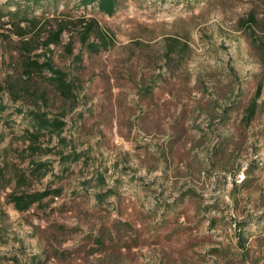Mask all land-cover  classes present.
<instances>
[{
    "label": "rangeland",
    "instance_id": "374dc122",
    "mask_svg": "<svg viewBox=\"0 0 264 264\" xmlns=\"http://www.w3.org/2000/svg\"><path fill=\"white\" fill-rule=\"evenodd\" d=\"M117 2L0 0V264H264V0ZM83 18L107 49L83 45ZM65 20L34 53L71 98L21 53ZM34 110L65 126L31 146ZM46 188L26 211L9 198Z\"/></svg>",
    "mask_w": 264,
    "mask_h": 264
},
{
    "label": "trees",
    "instance_id": "16d2710c",
    "mask_svg": "<svg viewBox=\"0 0 264 264\" xmlns=\"http://www.w3.org/2000/svg\"><path fill=\"white\" fill-rule=\"evenodd\" d=\"M86 4L92 3V2H98L99 9L109 15H114L117 10L118 2L117 0H84ZM250 20H255L254 15H251ZM81 24L83 25V32L81 39L83 41V45L92 52H99L102 49H107L109 44V37L105 35V32L100 27L99 23L96 19L91 18H83L80 20ZM17 27L20 29L18 33L21 36H27L30 33L35 32L38 29V23L36 20H30L29 26H21L20 24H16ZM28 27V28H27ZM69 27V21H61L57 28L50 29L48 32V35L46 36L45 40L42 42L41 45H34L32 44V41L30 40H24L22 44L23 51V72L26 77H31L36 72H41L44 69L49 70L52 75L54 82L58 88V90L61 92V94L66 98H71L74 96L75 91V85L74 82H71L67 79V74L65 71L55 67V65L52 63V60L50 58H46L45 60H41L42 54L41 53H34L37 49H40V47H44L45 49L49 50L51 49L52 45H57L61 41V37L64 32L68 30ZM34 31H29V30ZM92 33H96L98 41H92L89 42V39L92 35ZM41 34V33H40ZM33 39H35L34 36H32ZM176 41H179L176 39ZM258 47L262 50L264 54V42H261L258 44ZM67 49L69 52H73L72 44L67 45ZM262 84H259L255 96L251 100L250 104L246 108V114L244 117V121L247 124H250L255 115L258 112L259 108V99L262 95ZM32 117L35 121V130L28 132L29 134V140L31 141V146H34L35 142H39L40 138L43 135L50 134V136H53L54 133H56L57 130H61L65 126L64 120H61L59 118L52 119L48 116L47 113L42 112L40 110H34L31 112ZM74 159H77V154H70ZM67 159H70L69 156H67ZM21 181H25V174L21 176ZM54 190H51L49 188H46L44 190H37L33 192H22V193H16L12 192L10 193V200L15 204V207L20 211H26L30 207H32L35 203L41 202L46 197H49L51 194H53ZM60 193V192H57ZM237 229L239 230V239L241 241V245L245 247L246 245V238L244 236L243 230H242V224L243 221L239 222Z\"/></svg>",
    "mask_w": 264,
    "mask_h": 264
}]
</instances>
